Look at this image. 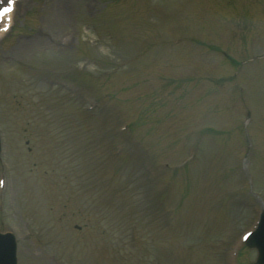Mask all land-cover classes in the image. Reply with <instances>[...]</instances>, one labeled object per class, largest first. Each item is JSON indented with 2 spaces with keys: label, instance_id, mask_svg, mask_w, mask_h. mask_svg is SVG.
<instances>
[{
  "label": "rangeland",
  "instance_id": "rangeland-1",
  "mask_svg": "<svg viewBox=\"0 0 264 264\" xmlns=\"http://www.w3.org/2000/svg\"><path fill=\"white\" fill-rule=\"evenodd\" d=\"M211 44L236 60L264 51V0H22L0 40V232L15 233L19 264H153L159 251L167 264H224L262 206L225 172L246 137L244 168L264 201V61L234 81ZM205 128L215 139L198 138ZM194 142L195 162L162 194L172 173L146 178L142 151L176 164Z\"/></svg>",
  "mask_w": 264,
  "mask_h": 264
},
{
  "label": "snow or ice",
  "instance_id": "snow-or-ice-1",
  "mask_svg": "<svg viewBox=\"0 0 264 264\" xmlns=\"http://www.w3.org/2000/svg\"><path fill=\"white\" fill-rule=\"evenodd\" d=\"M15 0H0V22H3V29L8 30L10 24L8 21L11 20L9 15L13 11Z\"/></svg>",
  "mask_w": 264,
  "mask_h": 264
},
{
  "label": "water",
  "instance_id": "water-1",
  "mask_svg": "<svg viewBox=\"0 0 264 264\" xmlns=\"http://www.w3.org/2000/svg\"><path fill=\"white\" fill-rule=\"evenodd\" d=\"M262 230H263V231H262ZM260 231H262V233L264 234V223L261 225V227H260ZM10 238H11L10 235H6V236H1V235H0V242H5V241H7V240L10 239ZM254 238H255V236H254ZM249 245H250V246L257 245L256 242H255V239H251V242H249ZM257 246H258V245H257ZM11 251H12V253H13V248L11 249ZM12 253L6 252L5 255L9 256V255H11ZM261 256H262V258H263V254H262V252H261Z\"/></svg>",
  "mask_w": 264,
  "mask_h": 264
}]
</instances>
